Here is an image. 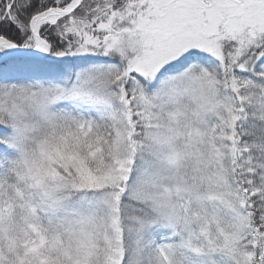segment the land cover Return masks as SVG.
<instances>
[{"label":"snow or ice","instance_id":"6c2138e0","mask_svg":"<svg viewBox=\"0 0 264 264\" xmlns=\"http://www.w3.org/2000/svg\"><path fill=\"white\" fill-rule=\"evenodd\" d=\"M0 264H264V0H0Z\"/></svg>","mask_w":264,"mask_h":264}]
</instances>
